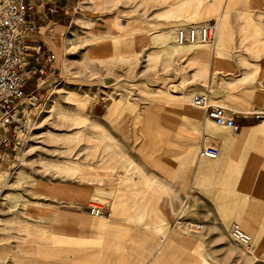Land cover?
<instances>
[{"label":"rangeland","instance_id":"rangeland-1","mask_svg":"<svg viewBox=\"0 0 264 264\" xmlns=\"http://www.w3.org/2000/svg\"><path fill=\"white\" fill-rule=\"evenodd\" d=\"M74 2L75 23L63 35L55 71L39 87L40 100L28 109L21 144L0 168V264H148L142 252L145 244L157 243L154 228L176 220L166 238L175 235V243L185 241L196 249L185 257L179 250L168 252L159 264H264V197L258 221L242 216L239 223L251 237V250L255 242L262 243L252 255L230 240L236 217L214 218L210 210H195L192 200L183 209L187 171L178 170L179 156L152 147L155 139L171 145L173 139L161 133L171 127L165 121L192 108L200 118L176 132L194 137L192 152L180 150L187 163L197 159L205 116L190 98L208 94L211 103H221L207 93L202 62L192 56L199 51L210 56L217 43L178 46L174 31L218 21V13L189 10L166 19L162 15L169 5L156 0ZM164 34L168 46L159 41ZM181 106L182 113L173 111ZM83 116L89 118L86 124L74 121ZM177 134L172 130L169 136ZM65 164L74 171H63ZM54 187L84 188L90 197L78 199L71 191L60 195ZM135 197L138 205L132 204ZM93 200L110 214L108 219L89 214L87 204ZM135 213L148 215L139 220ZM206 213L212 218L205 223L191 219ZM190 221L201 228H186ZM95 235L103 247L90 245Z\"/></svg>","mask_w":264,"mask_h":264},{"label":"crops","instance_id":"crops-1","mask_svg":"<svg viewBox=\"0 0 264 264\" xmlns=\"http://www.w3.org/2000/svg\"><path fill=\"white\" fill-rule=\"evenodd\" d=\"M25 1L32 6V9L27 11L26 18L32 21L35 27L34 33L30 34L26 40L28 67L35 72L24 87V91L28 93L35 89L36 84L42 87L44 81L54 73L57 52L61 47L63 35L73 28L76 8L74 0ZM156 1L160 4H168V8L165 9L168 13L174 9L179 10L178 16L189 10H206L208 15L218 13V36L215 41L217 44L215 48H212L209 59L202 61L201 67H203V73L206 72L204 82L207 93L210 91L214 93L215 102L221 103V105H214L228 110L237 128L236 130L219 128L204 117L203 139L199 150L213 148L217 153L216 158L206 160L207 157H198L197 152V159L187 163V158L182 156L180 149H189V152H192L195 148V140L194 137L186 138L184 135L179 137L176 132L177 127H183L188 121H197L201 115L199 111L197 114L186 111L181 115H174L175 118L170 123L165 121V124H171V127H163L165 131L161 133L165 139L168 137V140L173 139L171 145L166 144V146L158 142L154 136L155 142L152 143V147L155 152L157 150L158 153L179 156L176 161L178 170L187 171L190 184L187 183L185 187L187 197L184 198L183 209H188L189 202L192 200L190 203H193L195 210H210L214 218L229 214L237 218L238 226L244 220L254 223L258 221L264 197V0H194L195 2L174 0L172 3H170L172 0ZM195 15L196 13L193 12L191 17ZM182 17L185 18V15L183 14ZM211 20L213 19L208 21ZM36 57L39 58V62L35 64L33 59ZM205 95L209 99L208 94ZM173 108L175 112L182 113L184 110L182 106ZM255 114L259 115L258 119L255 118ZM180 120L183 121V125L178 122ZM189 125L192 126L191 133L194 134V124ZM172 130L177 134L173 138L169 136ZM204 131L210 132L206 134ZM205 142L207 145H203ZM6 159L5 156L0 155V168L6 165ZM169 180L172 181L171 178ZM133 185H127V188ZM119 201H124L122 196H119ZM118 204L126 205L127 202ZM132 204L138 205L136 197ZM135 214L139 220L148 215V213ZM242 216L246 218L243 220ZM209 217L212 218V215L206 213L198 214L195 219L193 217L191 219L205 223ZM175 222L177 223L178 220ZM174 223L169 227L161 224L154 228L158 234V241L156 244L151 242L145 244L147 246L142 252L147 254L143 259L145 263L159 264L161 259L156 261L157 254L164 246L159 240L165 234L171 233ZM136 224L143 229L147 226L140 221ZM184 224L186 228L187 224L195 225L191 221ZM97 236L90 238V245L103 247L105 243L101 237ZM57 238L70 239L64 236ZM177 244H180V247L175 246ZM175 245L167 251L186 252L196 249L186 243ZM254 246V251L250 247L246 249L252 255L259 250L262 243L255 242Z\"/></svg>","mask_w":264,"mask_h":264},{"label":"built area","instance_id":"built-area-1","mask_svg":"<svg viewBox=\"0 0 264 264\" xmlns=\"http://www.w3.org/2000/svg\"><path fill=\"white\" fill-rule=\"evenodd\" d=\"M32 6L25 0H0V155L8 158L9 152H15L25 135V117L28 109L40 100L39 85L26 93L24 87L35 75L29 66L27 38L34 33L32 21L26 18ZM218 21L211 20L198 25L178 27L174 31L175 41L179 45H213L217 39ZM47 61L49 58L47 57ZM36 64L39 58L33 59ZM191 104L201 108L205 118L215 126L236 130L233 116L221 106L212 105L206 95L191 96ZM258 119L259 115L255 114ZM199 157L216 158V150L204 148ZM89 214L97 218H108L110 214L96 200L87 204ZM189 227L190 225L187 224ZM229 237L238 247H250L249 235L239 226H230ZM199 228H201L199 226Z\"/></svg>","mask_w":264,"mask_h":264},{"label":"bare ground","instance_id":"bare-ground-1","mask_svg":"<svg viewBox=\"0 0 264 264\" xmlns=\"http://www.w3.org/2000/svg\"><path fill=\"white\" fill-rule=\"evenodd\" d=\"M97 1H99V3L101 2V0H97ZM160 1V0H159ZM167 0H162L161 2H166ZM188 1H191V0H188ZM194 1V0H193ZM195 2V1H194ZM197 3V2H196ZM178 12H179V10H173V11H169V13L168 14H163L162 16H163V18H169V17H176V16H178ZM87 24H89V23H87ZM138 26H140V24H139V22H138ZM218 32V31H217ZM93 36V35H92ZM143 38V37H142ZM168 40H169V36H167V35H163L162 37H160V39H159V41L161 42V43H163L165 46H168ZM141 43V42H140ZM177 44V43H176ZM178 46H186V45H192V44H186V45H179V44H177ZM196 45V44H195ZM175 50V52H179L180 51V48H178V49H174ZM171 53H174V52H172V50L170 51ZM169 52V53H170ZM106 57H109V58H112V55H106ZM208 57H210L209 56V53L208 52H206V51H199V52H197V54H194L193 56H192V60L193 61H195V62H202V61H207L209 58ZM208 58V59H207ZM203 70V69H202ZM197 74H201V71L200 70H198L197 71ZM205 95V94H204ZM178 97H180V96H178ZM208 99V98H207ZM179 100H181V97H180V99ZM81 102H82V100H81ZM191 102V101H190ZM209 102H210V100H209ZM211 103V102H210ZM84 104V101L82 102V105ZM212 104V103H211ZM192 105V104H191ZM212 105H214V104H212ZM193 106V105H192ZM216 106V105H215ZM193 107H195V106H193ZM174 109V108H173ZM177 110H178V108H177ZM187 112L188 113H192V114H197V112L198 111H194L193 109H187ZM89 120V118H87V117H85V116H83L82 118H77V119H75L74 118V121H76V122H79V123H83V124H86V122ZM214 124V123H213ZM220 128V127H219ZM78 137H80V136H78ZM199 152H200V150L198 151V154H199ZM198 157H199V155H198ZM208 158V157H207ZM55 167H57V168H60V167H58V166H55ZM63 171H67V170H70V172H72V171H74V169H73V167L71 166V165H67V164H65V165H63L62 166V168H61ZM53 189H55V190H57V191H59V194L60 195H65V194H67V191H69L67 188H56V187H54ZM71 191V190H70ZM69 191V192H70ZM71 193L73 194V196L74 197H76V198H78V199H85V198H87L88 197V193H87V190L86 189H84V188H79V189H74V190H72L71 191ZM89 197H90V195H89ZM183 206L185 207V202H184V204H183ZM236 225V224H235ZM190 226H194V227H196V228H198V229H200L199 228V226L200 225H191L190 224ZM189 226V227H190ZM236 226H238V225H236ZM201 227V226H200ZM240 227V226H239ZM187 228H188V226H187ZM241 228V227H240ZM242 229V228H241ZM178 238L174 235V236H170V237H167L166 238V236L164 235V237H162V239L160 240V244H162V245H164L163 247H161V251L159 252V254H157V258H156V261H159V259H161V260H163V259H165L166 258V256L168 255V249H170V248H172L176 243V240H177ZM184 243H185V241H184ZM242 248V247H241ZM249 247H247V248H244L243 247V249H248ZM180 253H182V254H184L183 255V257H185L186 256V254H188V252H180ZM187 258V257H186ZM182 260V259H181ZM184 261H186V260H184ZM181 264V263H180ZM184 264V263H183ZM185 264H187V261H186V263Z\"/></svg>","mask_w":264,"mask_h":264}]
</instances>
